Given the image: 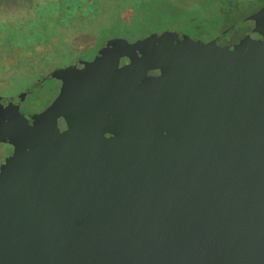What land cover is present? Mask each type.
<instances>
[{"label":"water","instance_id":"water-1","mask_svg":"<svg viewBox=\"0 0 264 264\" xmlns=\"http://www.w3.org/2000/svg\"><path fill=\"white\" fill-rule=\"evenodd\" d=\"M64 69L0 174V264H264V6Z\"/></svg>","mask_w":264,"mask_h":264},{"label":"rangeland","instance_id":"rangeland-1","mask_svg":"<svg viewBox=\"0 0 264 264\" xmlns=\"http://www.w3.org/2000/svg\"><path fill=\"white\" fill-rule=\"evenodd\" d=\"M143 1L147 7L139 9L136 23L130 20L129 23L123 16L119 21L114 14L121 13V9L116 8L107 10L106 17L101 21L98 15L102 13L87 20V25H92L88 37L76 35L78 32L69 29L65 41L68 38L72 40L59 45L55 51L48 46H40L31 52L22 53L17 49L15 53L8 55L1 53L0 81L3 83L0 84V96L17 94L33 86L40 79V75L50 71L63 70L62 75L71 74V70L64 68L74 65L76 61L93 58L106 41L120 38L134 42L154 33L179 32L189 39L205 43L264 6V0H250L246 3L243 1L245 5H242L241 0ZM164 13L166 16L162 20L157 17ZM123 21L125 24L120 23ZM2 45L0 42V47Z\"/></svg>","mask_w":264,"mask_h":264},{"label":"trees","instance_id":"trees-1","mask_svg":"<svg viewBox=\"0 0 264 264\" xmlns=\"http://www.w3.org/2000/svg\"><path fill=\"white\" fill-rule=\"evenodd\" d=\"M146 7L143 0H0V54L15 53L17 49L31 52L40 46L55 51L72 40L65 41L69 29L88 37L92 25L86 22L98 13H102L98 15L101 21L108 11L120 8L121 13L114 14L118 20L123 16L136 23L139 9ZM165 16L157 17L162 20Z\"/></svg>","mask_w":264,"mask_h":264},{"label":"flooded vegetation","instance_id":"flooded-vegetation-1","mask_svg":"<svg viewBox=\"0 0 264 264\" xmlns=\"http://www.w3.org/2000/svg\"><path fill=\"white\" fill-rule=\"evenodd\" d=\"M93 58L83 60V62L91 61ZM77 62L79 61L75 63ZM54 72L50 71L45 75H40V79L33 86L23 89L17 94L0 96V174L7 172L18 160L15 154V137L18 133V125L28 120L31 102L38 101L44 92L49 94L56 88L58 83L55 80Z\"/></svg>","mask_w":264,"mask_h":264},{"label":"crops","instance_id":"crops-1","mask_svg":"<svg viewBox=\"0 0 264 264\" xmlns=\"http://www.w3.org/2000/svg\"><path fill=\"white\" fill-rule=\"evenodd\" d=\"M243 1L246 3L247 1H250V0H241L242 5H245V3H244ZM252 1H253V0H252Z\"/></svg>","mask_w":264,"mask_h":264}]
</instances>
